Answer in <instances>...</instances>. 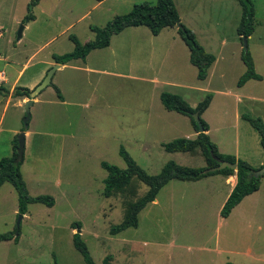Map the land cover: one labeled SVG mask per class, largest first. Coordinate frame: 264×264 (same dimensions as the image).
I'll return each instance as SVG.
<instances>
[{"label":"rangeland","instance_id":"374dc122","mask_svg":"<svg viewBox=\"0 0 264 264\" xmlns=\"http://www.w3.org/2000/svg\"><path fill=\"white\" fill-rule=\"evenodd\" d=\"M249 1L253 31L244 49L235 32L241 13L236 0H173L179 23L214 58L202 81L178 35L165 29L153 37L145 27L126 29L112 36L108 47L53 73L51 84L62 101L50 85L32 99L19 166L28 196H49L53 205L27 206L17 241L0 242V264H84L71 242L77 231L94 264L107 255L108 264H260L243 250L264 245L263 200L255 207L261 231L254 234L242 217L219 218L225 187L218 181H171L158 191L156 204L138 213L136 228L109 235L126 202L145 187L132 179L107 200L101 195L106 173L99 165L123 169L121 146L148 175H156L168 161L204 167L197 149L166 153L160 148L173 139L192 138L187 118L161 107V92L178 95L191 108L209 94L212 101L200 118L217 152L233 155L236 149L245 159L246 153L255 158L257 135L239 115L258 118L264 126V0ZM144 2L153 5L155 0H40L16 41L28 0H0V73L5 79L0 86L7 91L0 95V159L10 157L11 140L22 129L27 98L10 97L20 65L34 55L17 86L50 69L53 55L70 52L69 36L80 44L89 42L90 27L102 28ZM242 50L248 51L261 79L237 88L244 71ZM151 78L156 80L147 81ZM17 216L15 192L4 183L0 234L13 232Z\"/></svg>","mask_w":264,"mask_h":264},{"label":"trees","instance_id":"16d2710c","mask_svg":"<svg viewBox=\"0 0 264 264\" xmlns=\"http://www.w3.org/2000/svg\"><path fill=\"white\" fill-rule=\"evenodd\" d=\"M40 0H28L25 6L26 14L21 20V24L33 20L32 9L38 4ZM100 2L101 0H96ZM241 8L240 18L236 27V35L240 43L251 35L253 31V7L249 0H236ZM145 27L152 36L165 28H176V33L188 51V61L196 69V79L202 81L205 79L207 70L214 62L212 55L203 51L197 44L194 35L179 23L177 12L173 5V0H155L153 5L149 3H141L133 5L130 11L126 14L116 16L108 21L102 28L90 27L89 30L93 33V39L84 44H80L74 36H69L68 40L72 43L73 48L70 52L56 56L53 55L52 61L54 64L64 65L72 60L83 61L87 54L96 49H103L108 46L109 40L112 36L117 35L123 29L129 27ZM240 60L243 64L244 71L236 81V87L243 86L247 81H259L261 77L255 73L253 63L248 51L240 52ZM58 100H61L58 89L49 84ZM30 90L24 87H14L10 93L11 98H28ZM0 95L6 96L7 91L0 86ZM211 96L206 94L202 101L191 108L181 97L175 94L161 92L158 100L161 106L169 112H174L188 119L191 127L193 128L196 136L193 139L177 138L167 143L161 144L162 149L166 153H190L198 150L201 157L204 159L205 166L201 168H189L175 164L172 161L166 162L156 175H148L141 169L128 153L120 146L118 148V156L124 164V168L120 169L112 164L101 162L100 168L106 173L102 181L101 195L108 198L111 193L118 191L128 185L132 177L147 187L146 192L134 200L133 202H126L124 216L121 221L110 227L108 230L109 235H116L128 228L137 227L138 213L149 203H151L158 191L171 180L194 182L201 178L211 175H224L235 176V184L222 204L218 215L221 219L227 218L231 210L246 196L252 194L258 189L260 178L263 173L258 177H252L253 171L264 168L260 166L257 169L249 166L245 161L236 159L231 155L219 154L214 144H212L206 135L207 125L201 120L200 115L205 111L210 102ZM197 113L199 122L202 127V132H197V126L193 121L191 115ZM240 118L245 121L256 133L258 138V145L264 151V126L258 118H250L246 115H241ZM22 130V129H21ZM16 140L15 136L11 140V155L7 158L0 159V187L4 183H8L16 195L17 214L24 215L27 206L30 204H42L46 207L53 205V199L49 196H36L30 197L27 194L25 185L22 181L19 166L21 161L13 164L15 158ZM215 157L219 160L235 164V170L224 168L215 172H208L209 168L215 167L217 164L212 159ZM131 201V200H130ZM72 229H79L78 224H71ZM16 229L14 228L13 232ZM13 232L0 234V242L3 241H17V235L14 237ZM71 242L73 248L78 252L84 264H94L84 243L80 240L79 231L72 234ZM110 256L107 255L102 260L101 264H108ZM54 264V263H52ZM224 264H232L226 262Z\"/></svg>","mask_w":264,"mask_h":264},{"label":"crops","instance_id":"0c3cea01","mask_svg":"<svg viewBox=\"0 0 264 264\" xmlns=\"http://www.w3.org/2000/svg\"><path fill=\"white\" fill-rule=\"evenodd\" d=\"M98 2V1H97ZM34 19V18H33ZM21 24V23H20ZM21 25H23V24H21ZM139 27H141V26H139ZM138 27H129V28H125V29H123L120 33H118L117 35H119V34H121L124 30H126V29H132V30H135V29H137ZM165 29H168V30H171V31H173L172 32V36L173 35H177V33H176V28H165ZM165 29H162L159 33H158V35H156V36H153V37H158L159 35H160V33L163 31V30H165ZM23 30V29H22ZM151 35V34H150ZM22 36V35H21ZM114 36H116V35H114ZM152 36V35H151ZM21 38V37H20ZM109 45V44H108ZM108 47V46H107ZM106 48V47H105ZM96 50H99V49H96ZM92 51H95V50H92ZM92 51H90V52H92ZM89 52V53H90ZM88 53V54H89ZM87 54V55H88ZM33 58H34V55L32 54V55H30L27 59H26V61L22 64V65H20V69L16 72V76H15V78H14V80H12V83H11V85H10V87L13 89L14 87H24V88H27V89H31V88H33L36 84H38L39 83V81L42 79V77L44 76V74H45V71H40L39 73H38V75H37V77L35 78V79H32L31 81H29L28 83H25L24 85H20V86H17V82L20 80V78H21V76L23 75V73L28 69V67L30 66V64H31V61L33 60ZM52 59V58H51ZM85 59V58H84ZM73 62L74 61H78V60H72ZM72 61H69V62H72ZM81 61V60H80ZM66 63V65L64 64V65H59V68L58 69H61V68H63V67H65V66H68V65H70V63ZM52 63H53V61H52ZM212 64H214V63H212ZM53 65H54V63H53ZM210 68H212V66L210 67ZM58 69H56V70H58ZM55 70V71H56ZM210 71V70H209ZM103 73H105V74H109L108 72H103ZM156 79H153V78H151V79H149V80H147V81H149V82H154ZM143 81V80H142ZM199 81V80H198ZM251 81H253V80H249V81H247L246 83H249V82H251ZM0 83H3V85H4V83H5V79H4V77H3V74L2 73H0ZM245 83V84H246ZM244 84V85H245ZM243 85V86H244ZM243 86H241V87H243ZM241 87H237V88H241ZM59 91V90H58ZM60 94V93H59ZM171 94V93H170ZM61 96V95H60ZM60 101H62V97H61V100ZM159 101V100H158ZM211 101H212V99H210V102L209 103H211ZM0 104H1V102H0ZM7 104V102L4 104L3 103V106H5ZM159 104H160V102H159ZM161 105V104H160ZM196 106V105H195ZM194 106V107H195ZM162 107V106H161ZM163 108V107H162ZM164 109V108H163ZM207 109V108H206ZM205 109V110H206ZM165 110V109H164ZM166 111V110H165ZM167 112H169V111H167ZM204 112V111H203ZM174 113V112H173ZM179 115V114H178ZM202 115V114H201ZM201 115H200V117H201ZM181 116V115H180ZM184 117V116H183ZM239 117H240V115H239ZM241 119V118H240ZM187 121H188V119H187ZM188 123H189V121H188ZM189 126H190V130H191V135L189 136V138L192 136V138L191 139H193L195 136H196V133L194 132V130H193V128L191 127V125H190V123H189ZM207 130H208V127H207ZM207 132V131H206ZM28 134V132H25L24 133V145H25V138H26V135ZM185 139H188V138H185ZM257 142H258V138H257ZM167 143V142H166ZM161 144H164V143H161ZM161 144H160V148L162 149V147H161ZM10 146H11V144H10ZM259 146V145H258ZM259 149L260 150H255L256 152H255V158L254 159H252V157L250 156V155H247V153H246V156H247V159H245L244 157H245V154H243V155H240L239 154V152H238V150H234V152L232 153L233 155H231V156H233V157H235L236 159H243L249 166H251L252 168H254V169H257V168H259L260 166H263L264 165V151L259 147ZM163 150V149H162ZM164 151V150H163ZM165 152V151H164ZM195 151H193V152H190V153H194ZM175 153H179V152H175ZM199 153V152H198ZM200 154V153H199ZM219 154H221V153H219ZM224 155H226V154H224ZM249 156V157H248ZM165 164V163H164ZM163 164V165H164ZM162 165V166H163ZM161 166V167H162ZM205 166V165H204ZM161 169V168H160ZM160 171V170H159ZM132 179H136L135 177H132L131 178V180ZM137 180V179H136ZM171 181H177V180H171ZM171 181H169L166 185H164L163 187H166L169 183H171ZM198 181H205V183H211V182H213V181H218L222 186H224L225 187V192H224V195H223V197H222V199H221V201L219 202V206H218V212H219V210H220V208H221V206H222V204L224 203V201L226 200V198H227V196L229 195V193H230V191L232 190V188H233V186H234V184H235V176L234 175H232V176H224V175H220V174H216V175H211V176H207V177H204V178H201V179H199V180H197V181H194V182H198ZM180 182H182V181H180ZM185 182V181H184ZM186 182H188V181H186ZM130 184V183H129ZM129 184L128 185H126V186H129ZM145 187V190H143L139 195H138V197H133L132 199H131V201L130 202H133L134 200H136L137 198H139L140 196H142L145 192H146V190H147V187L146 186H144ZM162 187V188H163ZM161 188V189H162ZM114 195V193L112 192L111 193V195L107 198V200L110 198V197H112ZM103 197V196H102ZM260 200H263L264 201V172H263V176L260 178V181H259V186H258V189L255 191V192H253L252 194H250V195H248V196H246V197H244L232 210H231V212H230V214L227 216V218H225V219H222V220H228V219H230V218H232L233 216H238V217H242L244 220H241V221H244L246 224H249V223H251L252 224V226L251 227H253V228H251L250 230V232L252 233H254V234H257L258 232H260L261 231V229L258 227V223H257V216H256V214H255V207H256V205L258 204V201H260ZM157 203V199H156V196H155V198H154V200L151 202V203H149V204H156ZM125 209V208H124ZM123 215H122V217L121 218H123V216H124V213H122ZM219 216V215H218ZM246 216V217H245ZM220 218V217H219ZM221 219V218H220ZM248 228V227H247ZM256 245V244H255ZM260 244H257V246L255 247V248H251V249H244L243 250V254H244V256L245 257H252L253 259H256L258 262H260V264H264V245L262 244L261 246H259Z\"/></svg>","mask_w":264,"mask_h":264},{"label":"water","instance_id":"95a60500","mask_svg":"<svg viewBox=\"0 0 264 264\" xmlns=\"http://www.w3.org/2000/svg\"><path fill=\"white\" fill-rule=\"evenodd\" d=\"M23 26L19 25L17 31H16V37L15 40L18 41L21 37V32H22ZM242 46L245 49L246 47V43L243 40L242 41ZM59 68L58 64H54L50 69H48L44 76L42 77V79L39 81L38 84H36L28 93V98L25 100L24 105H23V117L21 120V126H22V130L16 134L15 136V140H16V148H15V158L13 159V164L17 165L21 160H22V155H23V148H24V133L25 130L27 129V123L29 121V108L32 105V99L35 98L36 95H38L45 87L49 86V84L51 83V77L53 75V73L55 72L56 69ZM193 121L195 122L196 126H197V132L201 133L202 132V127L200 125L199 122V116L197 113H193L191 115ZM212 159L216 162V166L213 168H209L207 171L208 172H215V171H219L222 170L224 168H228L231 170H235V164H231L228 163L226 161H222L219 160L215 157H212ZM264 172V168H261L259 170L253 171L251 173L252 177H258L260 176L262 173ZM22 218V215H18L17 219H16V224H15V234L14 236L16 237L17 235V230H18V225L20 223V220Z\"/></svg>","mask_w":264,"mask_h":264}]
</instances>
